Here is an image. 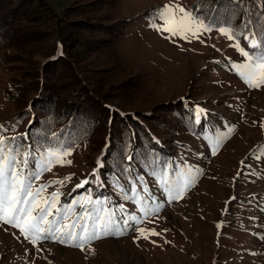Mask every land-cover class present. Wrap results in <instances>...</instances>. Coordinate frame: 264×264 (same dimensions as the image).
<instances>
[{"label": "trees", "instance_id": "obj_1", "mask_svg": "<svg viewBox=\"0 0 264 264\" xmlns=\"http://www.w3.org/2000/svg\"><path fill=\"white\" fill-rule=\"evenodd\" d=\"M189 1L193 17L211 32H220L221 27L237 30L236 39L231 40L236 53L241 54L235 47L239 44L253 58L260 54L261 49L249 47L250 41L240 33L245 32V22L252 19L249 34H255L257 40L264 37V0ZM117 7L118 0H106L101 10L111 13L107 20L86 22L84 33L78 34L72 26L76 20L70 19L81 13L78 5L58 12L48 0H0V67L8 65L16 70L3 91L4 102L15 112L0 123V136L7 140L5 152L15 149L14 167L30 177L34 192L43 186L37 198L41 203L44 199L53 201L52 194H56L47 221L57 222L54 227L63 231L53 232V237L67 239L64 234L74 230L77 243L81 226H87L89 232L93 230V216L111 217L114 221L108 233L103 232V221L97 222L101 238L95 240L121 236L130 233L129 225L140 224L183 198L202 178L204 159L200 151L216 155L231 131L223 119L212 116L205 110L207 106H199L194 98L180 99L169 104L172 106L168 114L164 108L154 111V116L149 112L116 110L107 104L106 90L132 93L139 88V83L132 84L123 76L117 55L128 31L126 23H117ZM160 11V7L148 10L141 14V20L153 26L162 19ZM36 54L43 63L33 62ZM87 57L92 68L100 65L104 76L88 79L91 72L87 73L82 62ZM114 61L117 63L113 68L105 67ZM228 61L226 68L242 80L238 66L244 62L235 58ZM162 113L170 121H159ZM103 120L107 128L102 126ZM9 134L14 135L8 137ZM166 134H172L174 139L170 141ZM93 140L99 147L97 156L105 151L101 167L84 186L75 187L70 175L60 176L61 169L79 151L88 153ZM49 164L51 170H45ZM89 167L96 168V162ZM37 173L38 178H33ZM177 187L184 189L182 196L170 199L169 189ZM94 188L98 189L96 193ZM41 226L49 227L47 222Z\"/></svg>", "mask_w": 264, "mask_h": 264}, {"label": "rangeland", "instance_id": "obj_2", "mask_svg": "<svg viewBox=\"0 0 264 264\" xmlns=\"http://www.w3.org/2000/svg\"><path fill=\"white\" fill-rule=\"evenodd\" d=\"M105 1L48 0L58 12L78 5L81 13L70 18L76 20L72 26L78 34L84 33L86 22L107 20L111 13L101 10ZM191 4L189 0H118L117 23H126L128 31L117 55L123 76L132 84L139 83V88L132 93L113 88L104 93L107 104L116 110L152 115L164 108L168 114L169 104L194 98L199 106L206 105L204 109L212 116L223 119L231 131L216 155L200 151L202 178L159 214L129 225V234L92 241L84 251L50 239L33 245L18 229L0 223V264H264V85L249 87L226 68L229 58L249 61L236 53L231 40L220 32L201 28L195 36L185 33L187 39H182L164 31L171 27L165 18L153 26L141 20L142 13L156 7L163 13L169 6L168 11L176 17L184 15L180 8L192 14ZM42 59L37 54L32 58L37 65ZM88 60L82 59L87 73L91 72L88 79L104 76L100 65L92 68ZM114 62L105 67L113 68ZM14 75L16 70L10 66L0 67V123L15 113L3 100V91ZM204 109L199 110L208 114ZM165 114L157 119L170 121ZM101 122L107 128L105 120ZM22 131L23 126L19 133ZM166 137L174 139L172 134ZM98 150L93 140L90 151H79L60 176L68 174L75 187L84 186L101 167L105 151L97 156ZM92 162H96L94 169L89 167ZM152 230L159 235H151Z\"/></svg>", "mask_w": 264, "mask_h": 264}, {"label": "snow or ice", "instance_id": "obj_3", "mask_svg": "<svg viewBox=\"0 0 264 264\" xmlns=\"http://www.w3.org/2000/svg\"><path fill=\"white\" fill-rule=\"evenodd\" d=\"M169 6H165V11L161 13V17L166 19V22L171 25V27H166L164 31H171L173 35H180L182 39H187L185 33H191L193 36L201 28L204 30H211L207 25L198 24L195 17L191 13H187L185 9L180 8L179 12L184 13L183 16L176 17L172 15L169 11ZM264 16V13L261 14ZM254 21L249 19L243 25L245 32L240 33L245 41H250L249 47L253 49L260 48V54L253 58L249 55L247 51L240 48L239 44L235 47L237 50L241 51V54L249 61L238 66L241 79L249 86L253 88H260L264 85V37L260 40L255 38V34H249L250 26L253 25ZM195 29V31H194ZM222 35H225L229 40H235L237 37V30L230 28H219L218 29ZM258 61V62H257ZM264 127V125H261ZM3 126H0L2 128ZM15 139V138H13ZM7 140L6 138L0 136V223L9 225L19 230L20 234L30 243L35 245L37 241H43L44 239L54 238L56 242L61 244H69V246L79 247L81 251H84L85 245L90 243L95 239L101 238L100 229L96 227V223L103 221V232L108 233L110 225L114 223L111 217H101L99 215L93 216L94 227L91 232H89L87 226H81L82 232L78 237L79 242L77 243V233L72 231H67L64 235L67 239L60 236L53 237V232H62L63 229L59 227H54L57 222L47 221V215L50 214L51 208L50 204L55 201L56 194L53 195V201L44 199L41 203L37 198L39 193L43 190V186L37 189L35 192L32 190L30 177L23 174V170H16L14 163L16 161V155L13 153L15 149H9L5 152ZM70 153L65 152L64 155H69ZM215 154V150L213 151ZM61 163L60 161H57ZM67 163H71L68 161ZM243 163V162H242ZM45 170L50 171V164ZM95 173H93L94 175ZM39 173L36 174L38 178ZM70 179V177H65V180ZM58 183H63V181H57ZM87 183V181H85ZM166 183V182H165ZM82 185H78L80 187ZM183 188H170L169 198L178 199L183 194ZM159 207H157V211ZM35 213V215L33 214ZM47 222L49 227L43 228L42 223ZM69 227V226H65ZM73 229L75 225L70 226ZM219 227V225H218ZM141 233L144 232L143 229H138ZM165 231H167L165 229ZM151 235H159V233L152 230ZM145 239L147 236L144 237Z\"/></svg>", "mask_w": 264, "mask_h": 264}]
</instances>
